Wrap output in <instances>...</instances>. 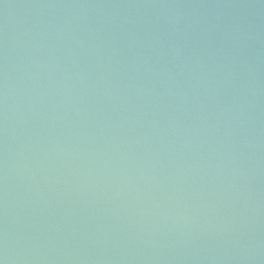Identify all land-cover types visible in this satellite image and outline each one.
<instances>
[{
  "label": "water",
  "instance_id": "water-1",
  "mask_svg": "<svg viewBox=\"0 0 264 264\" xmlns=\"http://www.w3.org/2000/svg\"><path fill=\"white\" fill-rule=\"evenodd\" d=\"M0 264H264V0H0Z\"/></svg>",
  "mask_w": 264,
  "mask_h": 264
}]
</instances>
